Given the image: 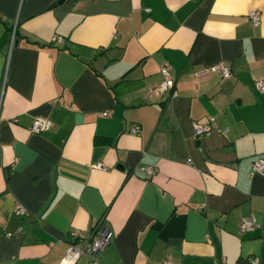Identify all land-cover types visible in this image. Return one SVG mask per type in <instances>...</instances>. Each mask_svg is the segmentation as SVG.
<instances>
[{"label": "crops", "instance_id": "1", "mask_svg": "<svg viewBox=\"0 0 264 264\" xmlns=\"http://www.w3.org/2000/svg\"><path fill=\"white\" fill-rule=\"evenodd\" d=\"M218 62L227 76L194 74ZM258 78L264 0H0V264H58L100 225L98 264H264Z\"/></svg>", "mask_w": 264, "mask_h": 264}, {"label": "built area", "instance_id": "2", "mask_svg": "<svg viewBox=\"0 0 264 264\" xmlns=\"http://www.w3.org/2000/svg\"><path fill=\"white\" fill-rule=\"evenodd\" d=\"M249 18L252 21V24H256L258 22V10L256 8H250L247 11ZM13 32V30H12ZM52 40H60V36H51ZM11 40V38H10ZM209 71H217L221 74V76H227L229 74V68L222 63H214L209 66H203L194 71L195 75H200L203 73H207ZM159 72L162 78L156 83L155 91L156 92H164L167 91L172 83L173 79L169 75L167 65H161L159 67ZM255 89L264 94V78H258L254 82ZM106 113V112H103ZM50 119L44 116H34L31 120L28 129L32 132H38L47 129L50 126ZM214 123V117L208 116L205 121L197 122L194 121L191 124L192 134L196 137L206 135L212 125ZM138 125L134 124L131 127V130L136 132L138 131ZM95 167H102L101 162H96L94 164ZM140 169H142L146 175H150L152 173V168L148 165H141ZM250 172H259L264 174V159L259 158L251 162L250 164ZM12 211L15 214H26L27 209L19 204L15 203L12 207ZM253 226H257L256 219L253 215L244 216L238 222V229L244 230L251 228ZM20 227H17L16 230H19ZM6 234H9L7 232ZM113 235V231L105 225H100L95 229L94 234L91 237H82L78 234L77 230L71 231V238L65 242L63 254L58 262V264H74L76 259L80 255H85L87 257V264H98L96 253L103 249L110 238ZM224 259L221 258V261ZM250 260L252 262L256 261V257H251ZM163 264H169L168 261L164 260Z\"/></svg>", "mask_w": 264, "mask_h": 264}, {"label": "trees", "instance_id": "3", "mask_svg": "<svg viewBox=\"0 0 264 264\" xmlns=\"http://www.w3.org/2000/svg\"><path fill=\"white\" fill-rule=\"evenodd\" d=\"M105 142V141H109L108 138L106 137H102V136H94L93 137V142ZM154 226H157L156 224H154Z\"/></svg>", "mask_w": 264, "mask_h": 264}]
</instances>
